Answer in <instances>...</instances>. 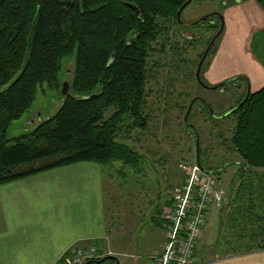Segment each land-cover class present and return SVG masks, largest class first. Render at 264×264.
<instances>
[{
	"label": "trees",
	"instance_id": "16d2710c",
	"mask_svg": "<svg viewBox=\"0 0 264 264\" xmlns=\"http://www.w3.org/2000/svg\"><path fill=\"white\" fill-rule=\"evenodd\" d=\"M188 1L0 0V185L82 162L139 168L143 157L124 137L148 125L149 60L157 50L166 55L172 49L170 36ZM214 24L218 32L220 20ZM261 40L256 33L254 42ZM68 63L70 93L61 94L60 108L33 130L9 138L42 90L47 95L63 88ZM238 106L226 117L236 118L228 143L242 160L232 182H238L232 215L243 249L232 251L227 241L225 257L264 251V171L257 172L264 170V88L246 92ZM204 170L222 183L220 172Z\"/></svg>",
	"mask_w": 264,
	"mask_h": 264
},
{
	"label": "rangeland",
	"instance_id": "374dc122",
	"mask_svg": "<svg viewBox=\"0 0 264 264\" xmlns=\"http://www.w3.org/2000/svg\"><path fill=\"white\" fill-rule=\"evenodd\" d=\"M255 1L262 7V13L255 14V19L259 21L264 16V0ZM232 5L231 0H196L184 11L182 20L188 19L192 15L203 18L207 12L217 11L220 18L221 16L224 18V34L226 20L223 13ZM220 18L216 19L215 22L218 23L219 20L221 22ZM182 22L179 23L183 24ZM259 25L262 26L261 23ZM261 26L253 29L251 34L254 37L256 33L261 35L263 40L256 44L253 37L250 48H245L241 40L247 33L245 27L232 35L234 41L229 40L230 30L225 41L221 40L223 39L222 34L218 39V43L223 42L220 53L222 62L229 57L230 60L237 62H235L237 69L241 70L243 68L249 69V65L256 59L255 62L261 64V66L259 65L260 70L264 71V62L261 60L264 58V27ZM191 30L200 31L206 37L202 40L188 42L177 34L176 29L170 36L172 44L169 45L172 49L168 48L169 53L165 55L157 50L149 60L151 73L147 85L148 125L145 129H136L124 137V142L143 157L139 168L136 170L129 169L120 163H115L107 170L116 182L117 202L119 204L121 202L124 210L128 209V205L132 203V187L141 189L137 182L143 183L145 187L149 185L145 182H155L159 185L165 182L170 188L173 185L172 170L178 171L179 164L183 161L192 164L197 163L196 134H198L200 136V163L206 170L211 169L216 173H221L219 177L226 191L225 205L219 209H211L209 212L207 225L204 229V239L199 245V252L202 250L211 251V260H209L211 262L218 257H224L225 253H221V251L227 249L225 248L228 246L227 241L233 247L232 251L237 252L243 249L237 238H234L235 227H238V224L234 222L232 215V210L235 207L232 204V189H236L238 186L237 182L233 187L232 182L235 175L240 171L242 160L236 152L231 151L228 143L235 131L236 118L225 115L237 106L248 88L244 79L245 76L233 77L230 75L233 67L230 66L229 61H225L221 67H216V63L211 67V58H208L201 72L204 82L200 80L198 77L202 60L200 55L209 48L210 44L207 46L209 39L213 37L215 32L218 34L220 30L217 32L215 28H212L209 33H206L202 31L204 28L201 26ZM158 46L161 45L156 47ZM72 71V64H65L64 72L68 73L65 81L68 84L72 80V74H70ZM261 74L264 75V73ZM254 75L251 74L249 77L254 80ZM218 77L226 78L222 80ZM215 79H219L218 82ZM63 83L64 81H62ZM226 83L228 84L225 89H211ZM253 85L255 86V83ZM254 86H252V92L256 91ZM62 89L59 92H47V95L42 90L31 111L12 125L9 138L18 137L33 130L45 118L54 115L61 106ZM191 105L194 107H192V114L190 112L191 116L189 114L188 118L187 109ZM113 112L114 109L109 110L106 118H109ZM187 119L189 123H186ZM120 141H123V138ZM262 171L264 170H257L259 173ZM238 230V235H240L243 230ZM108 250L113 253V256L115 255L111 248L108 247ZM216 255L218 256L216 257Z\"/></svg>",
	"mask_w": 264,
	"mask_h": 264
},
{
	"label": "crops",
	"instance_id": "0c3cea01",
	"mask_svg": "<svg viewBox=\"0 0 264 264\" xmlns=\"http://www.w3.org/2000/svg\"><path fill=\"white\" fill-rule=\"evenodd\" d=\"M231 1L233 5L223 13L226 29L221 40L225 41L230 30L229 40L234 41L232 35L245 27L247 33L241 40L245 48H250L252 31L260 23L264 27V16L259 21L255 19L256 13H262V7L255 0ZM222 45L223 42L217 44L211 67L215 63L221 67L229 61L233 67L230 75L245 76L250 92L254 83L259 91L264 85L261 64L254 58L250 70H238L235 60L228 57L222 62ZM251 74L254 80L249 77ZM171 178L170 188L165 182L160 185L145 182L149 184L147 187L137 182L141 189L132 187V203L125 210L117 202L112 174L92 162L56 168L0 185V264H63L72 247L91 244L111 248L119 264H154L165 242L171 190L181 182L182 174L172 170ZM203 239L204 234L194 264H264V251L237 257L228 255L209 262L211 251H198ZM116 263L109 259L102 264Z\"/></svg>",
	"mask_w": 264,
	"mask_h": 264
},
{
	"label": "built area",
	"instance_id": "2783aa9c",
	"mask_svg": "<svg viewBox=\"0 0 264 264\" xmlns=\"http://www.w3.org/2000/svg\"><path fill=\"white\" fill-rule=\"evenodd\" d=\"M179 170L182 180L171 190L165 242L154 264H194L209 212L222 208L226 202L223 184L200 165L183 161ZM108 257H113V253L96 244L74 246L64 256L63 264H99Z\"/></svg>",
	"mask_w": 264,
	"mask_h": 264
},
{
	"label": "flooded vegetation",
	"instance_id": "af4514ba",
	"mask_svg": "<svg viewBox=\"0 0 264 264\" xmlns=\"http://www.w3.org/2000/svg\"><path fill=\"white\" fill-rule=\"evenodd\" d=\"M182 16H183V14H182ZM193 16L194 15H192L191 17H189L188 19H185V20H182V17H181V21H183L182 22L183 24L179 23V26L177 27V34L180 35L181 37H183V39L187 40L188 42L193 41V40H195V41L202 40L206 37V36L205 37L203 36L202 32H200V31H199L200 33L195 32L194 30H191V29H195L198 26H201L204 28V30H202L203 32L209 33V30H211L212 27L215 25L214 23H215L216 19L220 18V15L218 14L217 11H209L205 14V16L203 18L193 17ZM214 37H213V39H214ZM212 40H211V42H212ZM215 47H217V46L213 45L212 48H215ZM210 56H212L211 52H210L209 56L207 57L206 61L208 60V58H211ZM206 61H205V63H206ZM196 160H197V164L200 165L201 157L199 156L198 152H197Z\"/></svg>",
	"mask_w": 264,
	"mask_h": 264
},
{
	"label": "water",
	"instance_id": "95a60500",
	"mask_svg": "<svg viewBox=\"0 0 264 264\" xmlns=\"http://www.w3.org/2000/svg\"><path fill=\"white\" fill-rule=\"evenodd\" d=\"M194 1H195V0H189L186 4H184V5L182 6V8L180 9V11H179V13H178V18H179V19L182 17L183 12H184V11H185V10H186V9H187V8H188V7L194 2ZM205 1H214V0H205ZM235 1H236V2H240V1H242V0H235ZM129 7L132 8V9H134V10H138V7H137V6L129 5ZM223 30H224V18L221 16V28H220V31H219V33L214 37V39L212 40V42L210 43L209 48L206 50V52H205V54H204V56H203V58H202V60H201V64H200V67H199V70H198V77H199V78H200V76H201V71H202L203 65H204V63H205L207 57H208L209 54H210V50H211V48L213 47V45L215 44V42L221 37V35H222V33H223ZM216 51H217V47L213 48V50L211 51V55H214V54L216 53ZM223 85H225V84H222V85L217 86V87H212L211 89H212V90H218V89H221V87H223ZM69 88H70V85H69L68 83H64V84H63V89H62L63 92H62V93H63V96H64V97L68 95ZM249 93H250V90L248 89V91H247V95H249ZM192 107H193V105L190 106L189 111H188V114H187V117L189 116ZM238 108H239V106L236 107V108H234V109L231 110L230 112H228L225 116L230 115L231 113L235 112ZM199 143H200V142H199V139H198V141H197V149H198V154H199V156H200V150H199V148H200V144H199ZM107 259H112V260H114V261L117 262L116 264H119V260H118V258L115 257V256L110 257V258H105V259H103L101 262H99V264H102V263L105 262Z\"/></svg>",
	"mask_w": 264,
	"mask_h": 264
}]
</instances>
